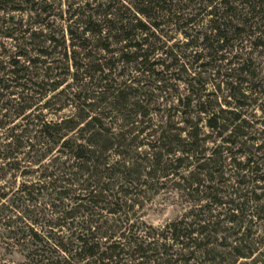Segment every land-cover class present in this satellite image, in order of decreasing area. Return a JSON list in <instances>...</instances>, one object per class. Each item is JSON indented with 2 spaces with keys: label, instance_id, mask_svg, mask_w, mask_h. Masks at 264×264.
Returning a JSON list of instances; mask_svg holds the SVG:
<instances>
[{
  "label": "trees",
  "instance_id": "1",
  "mask_svg": "<svg viewBox=\"0 0 264 264\" xmlns=\"http://www.w3.org/2000/svg\"><path fill=\"white\" fill-rule=\"evenodd\" d=\"M256 60L264 0H0V183L38 174L0 184L3 239L28 264H264ZM168 182L190 212L135 229Z\"/></svg>",
  "mask_w": 264,
  "mask_h": 264
},
{
  "label": "rangeland",
  "instance_id": "2",
  "mask_svg": "<svg viewBox=\"0 0 264 264\" xmlns=\"http://www.w3.org/2000/svg\"><path fill=\"white\" fill-rule=\"evenodd\" d=\"M65 8L66 6L63 7V10ZM256 63L260 65L258 72H261V76L264 77V64L261 65L260 60H256ZM161 108H164V106ZM254 113H256L257 119L262 118L261 111L256 110ZM258 128L261 129V127ZM146 150L143 149V151ZM37 176L38 174L28 179L18 174L14 177L7 173L0 183L1 186L5 187L3 193L8 194V200H11L25 180L35 183ZM192 200L190 196H186L178 190L173 183L168 182L166 185L154 188L151 193L146 194L145 199L141 200L140 204L131 212L130 218L133 220L132 223H135V229L139 231L152 229L162 232L167 225L181 221L190 212ZM259 234L263 236V232ZM2 235L6 236L0 225V264H28L12 245V241L7 242ZM227 262L229 263L230 261L227 260ZM247 263L251 264L252 259L248 260ZM238 264H245V261L241 260Z\"/></svg>",
  "mask_w": 264,
  "mask_h": 264
}]
</instances>
